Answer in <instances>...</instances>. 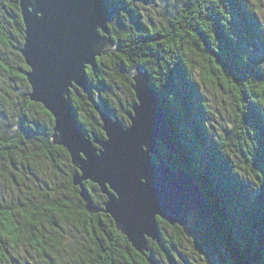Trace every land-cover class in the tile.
Segmentation results:
<instances>
[{
  "label": "trees",
  "instance_id": "trees-1",
  "mask_svg": "<svg viewBox=\"0 0 264 264\" xmlns=\"http://www.w3.org/2000/svg\"><path fill=\"white\" fill-rule=\"evenodd\" d=\"M107 4L116 9L108 22L113 49L86 67L88 93L70 90L81 126L103 139L94 106L126 118L135 103L130 76L136 67L145 70L176 149L159 150L169 168L190 173L212 213L201 230L192 224L195 213L184 227L157 218L161 243L148 239L147 256L174 264L173 250L190 246L199 255L205 245L219 264H264V32L250 1L180 0L163 21L143 18L134 0ZM23 38L18 0H0V250L6 238L14 245L25 239L44 264H149L108 214L85 210L71 181L78 171L67 151L52 143V116L28 98ZM194 63L204 79H218L231 100L233 137L225 129L216 137L210 132ZM120 86L130 100L120 98ZM83 185L101 206L98 186ZM3 189L12 196L5 198Z\"/></svg>",
  "mask_w": 264,
  "mask_h": 264
},
{
  "label": "water",
  "instance_id": "water-1",
  "mask_svg": "<svg viewBox=\"0 0 264 264\" xmlns=\"http://www.w3.org/2000/svg\"><path fill=\"white\" fill-rule=\"evenodd\" d=\"M24 26L19 49L28 67V98L53 118L52 143L63 147L77 169L72 184L89 213L104 212L149 264L148 239L161 243L157 218L171 226L189 224V214L210 220L211 210L190 173L169 168L159 150L176 151L161 97L139 67L131 74L135 103L128 125L94 106L104 138L88 135L71 104L70 90L90 89L87 66L113 49L108 22L116 12L107 0H18ZM96 184L105 200L93 204L83 183Z\"/></svg>",
  "mask_w": 264,
  "mask_h": 264
},
{
  "label": "rangeland",
  "instance_id": "rangeland-1",
  "mask_svg": "<svg viewBox=\"0 0 264 264\" xmlns=\"http://www.w3.org/2000/svg\"><path fill=\"white\" fill-rule=\"evenodd\" d=\"M143 18L152 21L164 20L171 16L176 10L180 0H134ZM251 7L261 25L264 32V0H249ZM113 47V45H112ZM4 56L9 63L15 65V58L9 51L4 52ZM198 62V61H197ZM192 65L193 78L198 82L200 91L208 104L209 122L211 123L210 132L214 137L217 133H221L223 129L228 130L229 135L235 134L234 118L232 113V105L229 97L218 87V79L213 82L207 81L201 75L200 68L197 63ZM2 77L0 76V80ZM120 98L123 101L130 100L125 89L120 86L117 89ZM130 102V101H129ZM122 125H128L127 118L121 119ZM233 137V136H232ZM231 137V138H232ZM233 141L235 139L233 138ZM236 142V141H235ZM249 182L254 184L252 179ZM1 194L5 198L12 196V191L3 189ZM194 213V212H193ZM196 214L192 215V221L196 230L204 229V225ZM192 250V247L181 250H173L171 260L174 264H219L220 258L213 252L211 248L202 245V250L198 254ZM180 257V258H179ZM0 264H44V262L36 255V253L26 245V240L22 239L14 245L9 239H4L3 247L0 250ZM168 264V263H167Z\"/></svg>",
  "mask_w": 264,
  "mask_h": 264
}]
</instances>
